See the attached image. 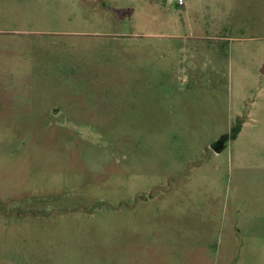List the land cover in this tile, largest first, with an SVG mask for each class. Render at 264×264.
I'll return each mask as SVG.
<instances>
[{
	"label": "rangeland",
	"instance_id": "1",
	"mask_svg": "<svg viewBox=\"0 0 264 264\" xmlns=\"http://www.w3.org/2000/svg\"><path fill=\"white\" fill-rule=\"evenodd\" d=\"M263 66L264 0H0V264H264Z\"/></svg>",
	"mask_w": 264,
	"mask_h": 264
},
{
	"label": "water",
	"instance_id": "2",
	"mask_svg": "<svg viewBox=\"0 0 264 264\" xmlns=\"http://www.w3.org/2000/svg\"><path fill=\"white\" fill-rule=\"evenodd\" d=\"M261 73L264 75V66L261 69ZM224 147H225V142L223 141V139L219 140L214 144V149L218 153L222 152L224 150Z\"/></svg>",
	"mask_w": 264,
	"mask_h": 264
},
{
	"label": "trees",
	"instance_id": "3",
	"mask_svg": "<svg viewBox=\"0 0 264 264\" xmlns=\"http://www.w3.org/2000/svg\"><path fill=\"white\" fill-rule=\"evenodd\" d=\"M226 141V138L224 139V142ZM226 143V142H225ZM225 147H226V145H225ZM225 147H224V149H225Z\"/></svg>",
	"mask_w": 264,
	"mask_h": 264
},
{
	"label": "flooded vegetation",
	"instance_id": "4",
	"mask_svg": "<svg viewBox=\"0 0 264 264\" xmlns=\"http://www.w3.org/2000/svg\"><path fill=\"white\" fill-rule=\"evenodd\" d=\"M222 139H223V141H224L225 138H222Z\"/></svg>",
	"mask_w": 264,
	"mask_h": 264
}]
</instances>
